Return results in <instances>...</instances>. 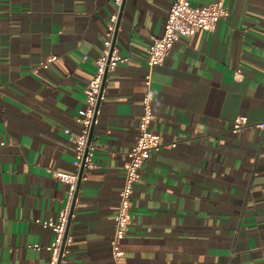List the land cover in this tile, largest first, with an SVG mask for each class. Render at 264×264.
I'll return each instance as SVG.
<instances>
[{"label": "crops", "instance_id": "crops-1", "mask_svg": "<svg viewBox=\"0 0 264 264\" xmlns=\"http://www.w3.org/2000/svg\"><path fill=\"white\" fill-rule=\"evenodd\" d=\"M173 1H124L115 42L128 61L109 75L66 264H113L148 48ZM226 6L213 31L181 37L152 71L151 127L176 146L143 166L120 264H264V129L232 130L238 116L264 121V0ZM113 12V0H0V264L51 259L56 233L38 221H56L65 205L68 184L53 172L76 171V118Z\"/></svg>", "mask_w": 264, "mask_h": 264}, {"label": "built area", "instance_id": "built-area-1", "mask_svg": "<svg viewBox=\"0 0 264 264\" xmlns=\"http://www.w3.org/2000/svg\"><path fill=\"white\" fill-rule=\"evenodd\" d=\"M125 0H113L114 12L106 25L105 39L102 52L96 60V70L84 89L86 106L78 111L76 122L80 131L76 137L75 155L76 171L66 173L54 171L53 176L68 184L65 205L61 209L56 221H38L45 227H51L56 238L50 247L52 253L48 264H66L70 247L73 242L69 234V223L73 216L74 206L81 182L88 179L89 171L95 164L97 145L93 140L92 131L99 122L101 105L106 98V87L109 75L118 65L128 61L116 46V32ZM194 0H174L166 19L164 32L161 36H152L148 48L149 72L145 75V93L143 96V114L140 119L139 133L135 146L129 152V161L126 163V176L120 193V202L115 216V231L111 239L113 264H120L125 256L124 241L128 227L132 223V206L134 187L141 179V171L153 152L163 147H175L176 143L164 145L160 136L152 130L151 124L156 116L153 110L154 89L152 71L155 67L164 64L174 45L181 37H192L198 30L213 31L221 19L228 16L226 0H211L206 4H194ZM85 58H87L85 56ZM58 57L51 56L40 63V67L47 69ZM237 74H241L238 70ZM256 126L264 129V121L252 124L245 116H238L233 123V132L241 131L246 127ZM92 135V137H91ZM5 143H0V148ZM34 247L39 248L38 245Z\"/></svg>", "mask_w": 264, "mask_h": 264}, {"label": "water", "instance_id": "water-1", "mask_svg": "<svg viewBox=\"0 0 264 264\" xmlns=\"http://www.w3.org/2000/svg\"><path fill=\"white\" fill-rule=\"evenodd\" d=\"M93 131H94V129H93ZM93 131H92V135H93ZM92 135H91V137H92Z\"/></svg>", "mask_w": 264, "mask_h": 264}]
</instances>
